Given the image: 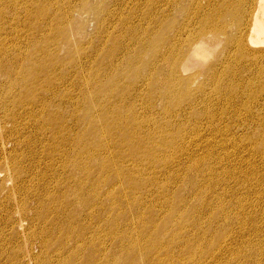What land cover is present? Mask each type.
Segmentation results:
<instances>
[{"label":"bare ground","instance_id":"6f19581e","mask_svg":"<svg viewBox=\"0 0 264 264\" xmlns=\"http://www.w3.org/2000/svg\"><path fill=\"white\" fill-rule=\"evenodd\" d=\"M34 1L0 0V16L7 4L27 10ZM82 1L97 18V36L72 64L82 78L38 96L44 107L29 90L32 66L18 67L28 40L0 28L16 39L0 43L4 124L38 131L25 148L46 144L42 167L37 151L0 163L34 205L23 217L40 223L27 231L48 249L31 255L33 264H264V0H124L136 3L128 19L116 17L115 4ZM72 12L62 13L67 26ZM116 29L125 37L120 62ZM82 57L97 59L103 74ZM13 100L23 103L12 105L15 117ZM37 206L50 210L46 219Z\"/></svg>","mask_w":264,"mask_h":264},{"label":"rangeland","instance_id":"374dc122","mask_svg":"<svg viewBox=\"0 0 264 264\" xmlns=\"http://www.w3.org/2000/svg\"><path fill=\"white\" fill-rule=\"evenodd\" d=\"M101 1H103L104 6H113V4H115L116 17L118 18L125 19L124 17H126V19H128L134 14L133 12L129 13L128 10L133 5L135 6V1H127L128 3H125L123 0L122 2L125 4H119L120 0H83L82 2L88 6L94 5L96 7ZM80 4L81 0H35L33 3L28 4L27 10H22L21 8L17 9V7L11 3L5 5L3 13L0 16V28L7 29V32L11 31L13 33H16V31L13 30L18 29L20 38L17 42H21L25 39L28 40L30 47L25 50L26 53L23 55V57L18 58V67L29 68V65L32 66V72L29 69L31 74L28 78V85L31 86L29 89L30 92L31 89L33 93L39 91L36 96V106L44 107L43 100L38 98V96L42 98L44 94L47 95L48 89L50 87H57V89L61 90L62 88L59 87L63 86L61 84L65 82V79H69L71 81L72 79H75V77L82 78V71H79L78 68L73 67L72 64L74 61H79V56L81 55L80 50L83 45L93 40L97 36V18L94 17V15H92L89 10L83 11ZM50 5L55 7V12L50 10ZM70 9H72L73 12L70 15L71 23L67 26L63 21L62 13ZM15 15L17 17L16 21H14ZM134 20H136V18ZM142 24L146 25L147 20H145ZM48 25L50 28H52L49 29V31L55 32V39L51 42V46L53 47L48 45ZM60 31L63 32V35L61 36L59 35ZM123 32V29L115 30L116 62H120L123 59L121 56V51H117L118 47L120 46L119 43L125 38ZM11 40L15 41L16 39L13 36L5 38L4 35L0 33V43L2 42V44H7V42H11ZM34 45L36 46L37 50H40L39 53L35 52L37 50L36 48H33ZM31 50H33V52ZM147 53H149V51H145V54ZM92 54L93 52L91 55ZM91 55L89 52V56ZM35 57L36 59H34ZM94 58L96 59V57ZM145 59H147V57ZM69 61L70 63L68 64ZM81 61L92 63L91 69L93 73L99 70V73L103 74L104 71L102 67H99V62L97 59L96 62H91L82 57ZM86 66L88 67L89 63L86 64ZM69 73H71V76ZM19 74L20 73H18V75ZM32 77L36 78L34 84H32ZM0 80H2L1 77ZM87 82L88 81L86 80V83ZM257 85V82L253 83L254 88L257 87ZM10 95L15 96V94L12 92ZM71 95L73 96L74 93H71ZM30 98L31 94L29 93V96H24L21 98V100L28 103ZM22 104L23 103L20 104L13 100L12 104H10L11 107L9 108L13 115L14 110L12 105H19L18 107L21 108ZM41 119L42 117L40 118V121ZM2 123L3 125L0 128V163H4L6 160L4 158H7L9 154H13L15 157L16 153L20 155L21 159L26 160L27 155H30L29 153L34 151L42 153L39 155L41 161L39 167H42L47 163L46 159L43 157L42 150H39L44 148L46 144L40 145L36 143L38 149H36V144L31 146V148H25L22 145V142H25V140L29 138L35 139V136L38 133L37 130L19 134L18 132L14 131L16 122H13V119H10V122L4 124V119L2 118V114L0 112V124ZM225 125L228 127V124ZM225 125H221L220 127L224 128ZM51 131L49 132L50 135ZM52 133L54 132L52 131ZM12 134H18L19 138L12 136ZM241 134L242 133H236L234 134L233 138L235 140H240ZM8 135L11 136L7 137ZM47 139L48 135H46V140ZM228 150L233 157L240 154L235 152L232 147H229ZM84 162L90 167V164L94 161L85 158ZM25 163H28V161ZM9 172L11 173L12 177L15 178L13 173L11 171ZM69 183H71V180ZM15 186L16 180L12 184V182L7 178L5 172L0 173V264H33L30 256L36 254L41 255L44 252H47L48 248H44L42 245L39 246L37 239L30 238V232L27 231V228H37L39 227L40 223L35 221L29 226V221L23 217L22 212L24 210H29L34 205L31 201H29V204L27 205L28 201L22 200V193L17 188H14ZM91 187V181H88V183L84 185L82 191H88L87 193H89ZM118 187H120V185L116 188ZM67 191L68 189L62 190L60 192ZM43 192L44 191L40 189V192H38L39 196H42L41 193ZM17 203H19V206H17ZM36 205L39 206V204L35 202V206ZM38 206L36 207V215L38 216L39 220L41 218L46 219V217L50 214V210L42 211L40 208H38ZM8 207H10V210L6 209ZM57 212L58 208L53 209L51 213ZM61 228L63 229L64 225H62ZM133 231L135 234L134 236L136 237L139 232L136 224L133 227ZM81 234L82 232H80V235ZM18 245H26L21 256L17 254ZM49 249H54V246H51ZM27 251H29V254L26 256L24 261V253Z\"/></svg>","mask_w":264,"mask_h":264}]
</instances>
